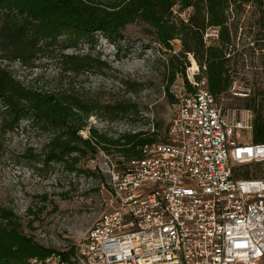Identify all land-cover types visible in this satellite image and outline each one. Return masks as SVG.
I'll list each match as a JSON object with an SVG mask.
<instances>
[{
	"label": "rangeland",
	"instance_id": "1",
	"mask_svg": "<svg viewBox=\"0 0 264 264\" xmlns=\"http://www.w3.org/2000/svg\"><path fill=\"white\" fill-rule=\"evenodd\" d=\"M178 9L175 8V14L185 20L192 12L189 9L178 13ZM260 13L251 4L230 12L236 71L231 90L220 98L225 110L234 111L237 117L251 115L253 121L257 117L246 108L247 99L262 93L258 101L264 104ZM153 32L145 23L136 22L126 27L124 39L117 44L98 35L94 44L82 43L78 51L63 52L100 59L101 63L91 72H67L71 65L62 62L59 49L51 58H40L34 68L7 60H0V66L42 93L71 95L88 108L101 107L103 110L89 113L87 126L80 132L84 138L90 136L89 130L93 128L109 138L140 131L155 133L157 141L163 142L178 108L177 99L173 101L168 95L173 70L178 73L170 89L185 87L184 77L179 73L180 62H173L182 45L176 40L172 43L173 51L162 48ZM218 36L219 29L209 28L206 42ZM192 58L188 57L190 68L185 72L189 83L193 76L204 75L200 67L191 73ZM121 106L126 108L125 113H109ZM52 135L51 130L36 126L32 120H22L12 132H0V206L12 209L25 234L43 247L61 253L73 250L70 261L76 264L73 259L78 246L99 217L113 208V173L123 171L124 158L100 149L94 158L89 155L81 160L78 173L59 165L46 166L41 150ZM248 135L245 134V139L249 140ZM236 177L264 179V163L238 166Z\"/></svg>",
	"mask_w": 264,
	"mask_h": 264
},
{
	"label": "trees",
	"instance_id": "2",
	"mask_svg": "<svg viewBox=\"0 0 264 264\" xmlns=\"http://www.w3.org/2000/svg\"><path fill=\"white\" fill-rule=\"evenodd\" d=\"M250 4L261 12L259 22L263 24L264 37V0H0V60L18 61L34 68L40 58H51L59 49L62 62L71 65L67 72H91L101 63L100 59L63 52L78 51L82 43L94 44L98 35L117 44L124 39L127 26L142 22L154 31L162 48L173 51L172 43L181 41L182 51L173 56V62H180L185 88L193 89L185 75L191 55L204 74L196 79L206 78L208 89L220 100L231 90L236 71L230 12ZM176 7L178 13L192 9L187 20L175 14ZM209 28L219 29V36L207 43ZM177 73L173 70L168 84V95L173 101L176 97L170 86ZM260 95L255 94L246 103L257 117L253 121V144H264V104L258 101ZM99 109L103 110L88 108L71 95L35 90L0 66V132L14 131L22 120H32L36 126L51 130L53 135L41 150L46 166L59 165L78 173L81 160L89 155L94 158L101 149L119 154L125 168L128 161L144 158L145 146L158 143L155 133L141 131L109 138L91 128L90 136L84 138L80 132L87 126L89 113ZM114 112L125 113L126 108L117 107L109 113ZM1 148L0 142V152ZM73 253L43 247L25 234L12 209L0 206V264H45L54 254L71 262Z\"/></svg>",
	"mask_w": 264,
	"mask_h": 264
},
{
	"label": "built area",
	"instance_id": "3",
	"mask_svg": "<svg viewBox=\"0 0 264 264\" xmlns=\"http://www.w3.org/2000/svg\"><path fill=\"white\" fill-rule=\"evenodd\" d=\"M190 84L171 89L166 140L113 173V208L76 264H264V179L236 177L238 166L264 163V144L250 140L252 116L225 110L206 78ZM45 264L73 263L54 254Z\"/></svg>",
	"mask_w": 264,
	"mask_h": 264
},
{
	"label": "bare ground",
	"instance_id": "4",
	"mask_svg": "<svg viewBox=\"0 0 264 264\" xmlns=\"http://www.w3.org/2000/svg\"><path fill=\"white\" fill-rule=\"evenodd\" d=\"M198 70H199V66H198L197 62L195 61V59L192 58V68L190 71L192 74H194Z\"/></svg>",
	"mask_w": 264,
	"mask_h": 264
}]
</instances>
